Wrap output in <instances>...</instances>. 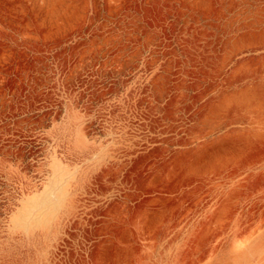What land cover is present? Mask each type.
Masks as SVG:
<instances>
[{"label":"rangeland","instance_id":"obj_1","mask_svg":"<svg viewBox=\"0 0 264 264\" xmlns=\"http://www.w3.org/2000/svg\"><path fill=\"white\" fill-rule=\"evenodd\" d=\"M0 264H264V0H0Z\"/></svg>","mask_w":264,"mask_h":264}]
</instances>
